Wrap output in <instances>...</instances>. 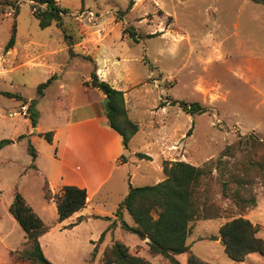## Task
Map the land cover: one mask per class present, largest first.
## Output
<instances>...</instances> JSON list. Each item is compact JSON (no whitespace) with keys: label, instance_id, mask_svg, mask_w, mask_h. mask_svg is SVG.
Returning <instances> with one entry per match:
<instances>
[{"label":"rangeland","instance_id":"374dc122","mask_svg":"<svg viewBox=\"0 0 264 264\" xmlns=\"http://www.w3.org/2000/svg\"><path fill=\"white\" fill-rule=\"evenodd\" d=\"M59 1L68 9L64 29L74 43L79 42L78 46L73 45V50L77 47L82 52L78 53L81 60L69 61L71 74L63 77L72 87L78 86L91 66H96L85 61L84 55L101 52L103 43L110 36L120 39V42L125 41L115 47L114 40L109 39L108 43H112L110 48L114 53L125 55L127 66L138 79L131 88L140 99L148 102L147 106H151L146 108L147 115L143 119L147 123L143 130L152 137L150 142H153L154 152L158 150L155 146L162 142L163 149L160 148L159 152L166 155L161 157V164L168 158L204 166L211 160H217L228 145L241 142L235 156L224 157L225 163L220 169L213 170L207 184L208 202L219 207L220 216L192 221L188 243L190 251L211 264H264V255L258 252L248 255L244 261L231 259L225 252L219 232L226 221L244 216L260 226L258 235L264 239V184L260 171L249 166V159L264 157V153L255 152L247 145L254 137L264 141V4L253 0ZM131 1L132 8L122 14L121 11H125ZM33 4V0H0V141L5 138L13 140L0 151V219L4 232L12 230L11 238L16 242L25 239L24 229L20 225L14 227L9 211L17 191L23 194L47 225L54 226L58 216L57 202L48 203L43 189L47 180L44 169L51 173L48 164L57 153V147L38 134L34 143L42 152L39 169L31 167L33 159L27 150L30 142L27 137L19 139V135L28 131L30 116L25 119L15 114L22 105L30 108L28 98L36 99L38 85L45 81L46 70L30 66L13 70L20 62L8 55L14 47L5 50L14 24L21 50L27 45L43 50L45 46L58 44L57 38L62 30L56 23L42 28L34 15ZM128 28H134L138 41L130 37ZM67 54L61 50L58 60L65 62ZM57 82L54 80L44 89L46 97L38 107L35 106L42 129L55 125L66 115L59 103L66 99L68 92L60 91L59 98H54L52 89L59 87ZM5 91L27 99L8 97ZM83 93L78 95L79 100L85 96ZM169 99L199 102L207 111L188 113L179 104L169 103L158 107ZM31 133L37 134L34 130ZM147 164L144 163V168ZM156 166L152 167L156 169ZM133 168L130 165L131 171ZM150 176L153 178L142 180L138 175L128 184V189L152 185L157 173L152 170ZM238 179L243 181L241 186ZM224 182H229L228 195H225ZM111 188L107 184L93 196L95 188L90 187V203H105L113 208L121 201V195L113 191L108 198L106 193ZM237 190L246 200L240 205L235 197ZM57 192H61L60 186ZM43 207L50 209L44 211ZM127 221L133 223L130 215H127ZM95 224L94 230L106 227L105 221L97 220ZM88 230L91 231V227L87 229V225H83L77 234L84 238ZM213 236L218 239H212ZM121 237L135 247L131 251L133 254L144 257L149 264H173L163 255L152 254L148 239L147 243L143 242L136 234L126 231ZM47 240L52 245L50 238ZM93 251L94 248L86 243L63 252L69 256L65 264H83L91 258ZM189 254L187 252L186 256ZM94 264H103L99 252Z\"/></svg>","mask_w":264,"mask_h":264},{"label":"trees","instance_id":"16d2710c","mask_svg":"<svg viewBox=\"0 0 264 264\" xmlns=\"http://www.w3.org/2000/svg\"><path fill=\"white\" fill-rule=\"evenodd\" d=\"M34 15L42 28H46L56 23L63 31L64 39L69 46L71 55H79L73 50V39L64 29V17L68 9L63 7L59 0H33ZM264 4V0H253ZM133 6V1L125 11L127 13ZM19 8L17 7V14ZM129 35L138 41V34L134 28L127 29ZM127 33V32H126ZM17 28L14 24L12 34L6 44L5 50L9 51L15 46ZM93 61L91 56H83ZM52 78L38 85L37 98L31 100L30 117L33 127L38 125V112L35 106L38 100L44 95V89L50 84ZM91 85L98 88L109 97L107 118L109 125L123 137L125 148L129 147V142L139 130L128 114L125 94L123 91L114 88L108 81L103 80L97 73L96 66L91 72ZM8 97H17L24 100L22 95L5 91ZM167 103L179 104L188 113H204L207 108L199 102L188 103L169 99L162 101L159 107H164ZM192 128L188 131V135ZM48 142L53 141V131L42 133ZM27 137L26 134L19 136V139ZM10 143L11 139L0 141V151ZM241 142L236 145H228L217 160H211L204 166H197L184 160H164L163 172L165 179L152 185H142L131 187L124 200L120 203L116 212L117 217L122 219V227L130 233L136 234L140 239H150L148 242L150 252L154 255H163L173 264H182L177 256L189 252L186 264H211L197 254L190 251L188 238L191 233V222L199 219H212L220 216L219 207L214 203H209L207 199V184L212 178L213 170L220 169L225 163L224 157L235 156V152ZM250 149L258 153H264V141L253 138L249 144ZM27 150L32 156L31 167L37 168L34 163L38 152L32 143L28 144ZM142 159H151V156L144 153H137ZM249 166L256 167L261 174L264 184V157L249 159ZM229 182H224L225 195H228L227 186ZM241 186L243 181L237 180ZM44 195L46 199H55L58 208V220L61 222L74 213L83 209L87 204L88 193L86 188L75 185H64L60 193L53 194L46 182L44 184ZM235 197L239 205L246 200L237 190ZM251 201L254 202L252 199ZM242 207V206H241ZM127 210L134 220L131 225L123 219V213ZM10 213L19 222L26 233V241L23 249L13 251L12 256L16 264H55L44 253L40 237L50 230L44 220L38 215L34 208L27 202L23 194L16 192L13 202L9 206ZM109 218V217H107ZM81 217L79 221H82ZM260 226L254 224L250 219L239 216L226 221L220 227V239L224 245L227 255L235 261H244L252 253L258 252L264 255V239L258 235ZM102 235L101 239L103 238ZM212 239H218L213 236ZM98 248L95 247L92 256L83 264H94L97 257ZM103 264H149L142 256L133 254L130 247L118 240L108 246L103 253Z\"/></svg>","mask_w":264,"mask_h":264},{"label":"crops","instance_id":"0c3cea01","mask_svg":"<svg viewBox=\"0 0 264 264\" xmlns=\"http://www.w3.org/2000/svg\"><path fill=\"white\" fill-rule=\"evenodd\" d=\"M124 34L125 32H123ZM109 39L114 40V47L117 46V43L121 45L122 42H125H120V39L118 40L116 37L110 36L103 43L101 52H92V55L86 54V56H91L93 61L89 59L85 61H89L93 65L95 63L99 77L108 81L114 88L123 91L125 94L129 117L139 126V130L129 142L128 148H125L121 134L109 125V121L106 124L108 119L106 115L107 106L105 104L106 95L91 85V72L94 67L91 66L89 73L85 77H82L79 85L75 87H72L67 82L68 80L63 77L64 75L68 76L69 73L71 74L69 61L80 59L78 55L70 54L63 31L61 36L57 38L58 44L54 43L50 47L45 46L43 50H36L29 45L22 46L23 50H21V44L17 36L13 50L8 54L11 55L10 59L17 58L20 62L18 66L13 67V70L30 66L33 69L46 70L44 82L52 78L51 85L54 80H57L59 87L56 86L52 89L54 98H59L58 94L60 91L67 90L68 92L65 96L66 99H62L59 103L60 106L64 107L66 115L63 119L58 120L55 125L48 127V129H42L38 122L37 127H33L31 117L29 118L30 115L25 117V119L29 118V127L26 133L28 142L32 143L38 152L37 159L34 162L37 166V168H34L35 170L39 169V160L42 152L35 145L34 140L38 134L41 135L48 131L54 132L53 141L49 143L57 147V153L48 164L51 173L47 169H44L47 179L46 182L49 184L53 194H57V188L60 186L62 189L64 185H75L86 188L88 193L87 204L83 209L61 222L58 220V214L55 217L56 224L50 226V230L40 237L45 255L55 264H65L69 256L67 253L63 254V252L77 249L86 243L94 249L97 247L101 258L103 257L104 250L115 241L120 240L127 244L121 237L126 230L122 227V219L117 217L116 212L120 203L130 190L128 189V184H131L133 178L138 175H141L142 180L150 179L152 177L150 176L152 170L157 173L153 184L164 180L166 177L165 174H162L164 172L163 164H161V157L166 154L159 152L160 148L163 149L162 142L158 146H155V150L157 147L158 152H154L152 150L154 148L152 146L153 142H150L152 137H149L143 130V125L147 123L143 118L147 115L146 108L149 107L147 106L148 102L145 99H140V96L134 93L131 86L138 79L134 78L133 72L127 66L125 55H119L111 50L110 45L112 43L109 45ZM74 44L78 46L79 42ZM61 50L68 53L65 62L58 60V55ZM74 51L77 54L82 53L78 51L77 47H75ZM80 93L85 95L81 100L78 99ZM44 97H46V92L38 100L37 107ZM23 98L25 97L23 96ZM33 99L35 98H28L30 101ZM150 116L151 114L148 115V117ZM34 128L37 129V134L31 133ZM125 151H128V154ZM137 153L147 154L151 156V159L139 158ZM165 160H168V158H165ZM144 163H148L147 168H144ZM130 165L134 166L132 171ZM153 165H157L156 169L152 167ZM107 184L113 188L107 191V197L111 198L113 191H118L121 195V201L115 203L113 208L107 207L105 203L98 205L91 204L90 187L95 188V190L93 189L94 196ZM46 200L48 203L56 202L54 198ZM103 200L108 199L104 198ZM49 209L50 207H43L44 211H49ZM127 215L130 214L125 210L123 213V219L125 221H127ZM39 216L42 218L41 215ZM12 217L14 227H18L17 225H20L19 222L13 215ZM81 217L83 220L79 221ZM104 218H107V220ZM97 220L105 221V229L94 230L93 227ZM2 223V219H0V264H16L12 252L23 249L26 241V233H24V241L16 242L11 238L12 230L5 233ZM129 224L133 225L134 220L133 223ZM83 225H87V229L91 227V231L88 230V234L84 238L78 235ZM109 233H112V236L109 237ZM103 234L104 236L101 239ZM46 238H50L49 243L52 245L48 244ZM142 241L146 242V240ZM128 246L131 251H134L135 247ZM183 255L186 256V253L178 257L183 264H186L188 256L182 260L181 257Z\"/></svg>","mask_w":264,"mask_h":264},{"label":"built area","instance_id":"2783aa9c","mask_svg":"<svg viewBox=\"0 0 264 264\" xmlns=\"http://www.w3.org/2000/svg\"><path fill=\"white\" fill-rule=\"evenodd\" d=\"M15 114L21 117H28L30 115V111L27 105H22L20 111H17ZM10 116H14L13 113H10Z\"/></svg>","mask_w":264,"mask_h":264},{"label":"water","instance_id":"95a60500","mask_svg":"<svg viewBox=\"0 0 264 264\" xmlns=\"http://www.w3.org/2000/svg\"><path fill=\"white\" fill-rule=\"evenodd\" d=\"M108 102H109V97L108 96H106L105 97V104H106V106H107V109H108ZM36 128H34V132H36ZM149 241H150V239H148Z\"/></svg>","mask_w":264,"mask_h":264}]
</instances>
